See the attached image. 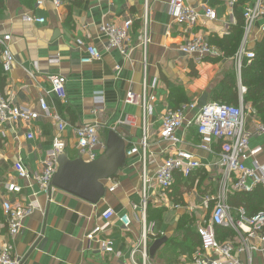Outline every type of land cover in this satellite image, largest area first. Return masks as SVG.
<instances>
[{
	"label": "crops",
	"instance_id": "crops-1",
	"mask_svg": "<svg viewBox=\"0 0 264 264\" xmlns=\"http://www.w3.org/2000/svg\"><path fill=\"white\" fill-rule=\"evenodd\" d=\"M37 1L4 0L0 9V37L10 36L8 45L14 58L9 72L4 73L0 66V89L13 104L38 113V118L31 122L0 125V242L9 240L2 200L8 199L17 206L38 192L34 180L16 176L14 163L19 159L30 174L40 172L53 138L59 135L65 144L61 153L84 167L88 181L95 177L100 160L117 156L119 161L112 160L111 174L97 181L102 189L100 193L94 192V185L86 183L90 192L86 197L58 188L50 192V201L45 194H37L40 209L24 219L23 230L13 238V255L18 264H140L141 247L139 251H133L144 229L147 264H190L195 249L192 252L184 248L183 232L178 229V223L186 216L194 223L191 228L196 233L197 224L208 220L209 216L205 217L201 211H208L211 202L203 209V201L206 197H215L220 186L222 170L217 164L220 144L212 143L210 151L201 149L194 126L187 124L193 113L187 112L183 127L176 131L181 142L170 146L158 135L163 114L182 100L198 104L213 102L214 94L223 90L227 75L235 70L237 104L241 100L246 107L245 130L253 132L262 123L250 103L243 101L244 92H239V84H242L240 78L238 80L234 57L226 58L220 54L196 60L183 55L179 46L195 36L210 43L212 38L229 35L238 19H243L244 8L253 6L256 0H237L232 6L220 0H185L200 14H203L204 6L216 13L214 20L201 16L191 28L174 22L169 9L171 0H60L59 6L51 0H41V4ZM146 11L149 43L142 49L139 41ZM26 14L42 17L44 22H27L23 19ZM125 19H131L132 25L125 44L127 55L123 56L116 49L105 50L106 38L99 27L103 23L119 24ZM262 25L264 16L255 20L246 35L244 47L247 50L253 51L264 37ZM243 39L244 28L240 46ZM88 45H94L101 57L83 64L80 59ZM51 75L65 78V101L50 91L48 76ZM128 92L145 93L155 99L144 114L140 105L124 102ZM98 93L102 96L100 103L94 100ZM39 98L44 99L50 113L65 123L61 132L40 110ZM127 116L133 118L132 125L122 123ZM83 124H96L98 136L104 143L103 147L95 148L96 156L92 160L78 154L75 147L74 130ZM143 127L148 135L144 165L148 176L176 149L189 151L207 164L187 178L180 176L182 183L168 192L148 183L144 221L140 205L143 189L141 152L127 155L132 147L138 146ZM110 130L117 135L113 146L115 156L106 148ZM28 133L32 138L26 137ZM248 146L261 150L254 158H248L245 165L252 166L253 160L264 163V132L253 134ZM203 174L206 176L200 181ZM186 181L189 182L186 184ZM6 182L19 185L20 193L7 194L4 191ZM232 193L245 192L230 190L228 195ZM175 204L179 207L174 208ZM107 208L114 212L107 226L91 239L87 238L95 226L105 224L102 213ZM230 208L231 216L235 218L237 208ZM121 214L128 215L129 228H124L119 221ZM167 217L173 220L164 227ZM159 238H165V241L150 255V245ZM101 241H110L112 251H104ZM249 243L255 245L256 241L249 239ZM238 257L242 264H247L248 258L249 264H264V248H254L247 256L240 253Z\"/></svg>",
	"mask_w": 264,
	"mask_h": 264
},
{
	"label": "built area",
	"instance_id": "built-area-1",
	"mask_svg": "<svg viewBox=\"0 0 264 264\" xmlns=\"http://www.w3.org/2000/svg\"><path fill=\"white\" fill-rule=\"evenodd\" d=\"M55 6L61 5L60 0H51ZM228 6H232L237 0H220ZM42 1H37L41 4ZM170 13L173 20L179 26L191 28L196 25L201 16L214 20L216 13L212 8L203 7V14L197 12L194 8L188 6L185 0H171ZM244 19V39L242 45L234 55L237 66L238 80L240 78V68L243 59L248 62L254 57V52L247 50L244 47V40L253 23L256 19L264 16L263 0H256L251 7H246L243 10ZM23 19L27 22L43 23L44 18L26 14ZM147 11L143 16V34L139 41L142 49H145L149 43L147 31ZM132 25L131 19H125L121 23H103L99 27L101 34L106 38L105 50L116 49L123 56L127 55L126 42L128 41V33ZM264 31V25L261 26ZM9 35L0 37V64L2 71L7 73L11 70L14 58L10 51L8 42ZM179 51L186 57L202 60L205 57L219 56V50L207 42L200 36H195L187 40L179 46ZM101 53L94 45H88L85 48V54L80 61L83 64H90L100 59ZM57 61V60H52ZM50 83V91L55 94L61 101L66 100L65 83L66 80L61 75L48 76ZM245 91L244 87L239 84V92L242 94ZM155 99V96H146L128 92L124 102L129 104H138L141 106L143 113L150 109V102ZM97 103L102 102L100 93L94 96ZM39 107L44 116L50 118L57 126L59 132L65 128V123L56 114L49 112V109L43 98H39ZM187 112H192L193 117L187 124L193 125L195 132L200 138L201 149L210 151V145L214 142L220 144V152L218 154V166L222 170V177L217 194L213 198H205L203 201V209L209 207V203L213 201L210 209L208 220H203L197 224L196 230L201 238V246L196 248L193 253L192 262L190 264H242L238 255L240 253L248 255L250 250L254 248H264V210L258 211L252 215H248L243 207L236 209V217L231 216V208L227 204V196L230 190L234 192H252L257 185H264V163H258L253 160L252 166H246L245 161L260 152V147L249 148V139L253 134L264 132L262 124L257 125L253 132H249L244 128L246 117V107L240 100L239 104L231 105L218 101L208 102L204 105H199L196 101L183 103L175 109L167 110L162 116V123L159 130V138L163 142L175 146L181 141L176 135V131L183 127L185 115ZM38 118V113L13 104L12 100L6 96L0 89V125L7 122H31ZM133 118L125 117L122 123L127 125L133 124ZM75 147L77 153L86 155L88 159L95 158L94 150L97 146L103 147L104 143L100 140L97 133L96 124H83L75 128ZM27 138H32V134L28 133ZM148 135L146 128L143 127L142 134L138 142V146L132 147L127 155H132L141 152L142 167V221L145 219V208L147 203V188L148 183L156 185L162 192H168L175 181V175L179 174L183 178L192 175L196 170L206 166L199 158L191 152L176 149L173 153L163 159L160 166L150 175H147L145 169V152L147 147ZM63 139L57 135L53 138L52 147L47 152L43 160V168L40 172L30 174L18 159L13 169L16 176L21 179L34 180L38 186V192L32 194L33 198L22 202L17 206H13L7 199H3L1 207L4 213L6 222V234L8 241L0 242V264H18L14 257L13 238L17 236L24 228V219L32 214L34 210L40 209V204L36 198L39 192L47 196L50 201V192L53 190L51 184L53 175L57 169L56 157L64 149ZM231 184V188L229 185ZM113 190V187L110 188ZM4 191L7 194H19L21 187L15 182H6ZM133 208L136 205H132ZM179 207L175 204L174 208ZM192 210L191 207H189ZM114 212L107 208L102 213V219L105 222L102 226H95L87 235L91 239L93 235L101 232L106 226L108 220L112 218ZM119 221L124 228H129L131 223L127 214L118 216ZM214 226H223L234 231L236 237L233 241L219 243L215 239ZM146 231L143 230L141 239L136 245L135 251L142 250V261L140 264H147V255L145 252ZM249 239L255 240L256 244L251 245ZM101 247L104 251H112L110 241H101ZM250 259H247L249 264Z\"/></svg>",
	"mask_w": 264,
	"mask_h": 264
},
{
	"label": "trees",
	"instance_id": "trees-1",
	"mask_svg": "<svg viewBox=\"0 0 264 264\" xmlns=\"http://www.w3.org/2000/svg\"><path fill=\"white\" fill-rule=\"evenodd\" d=\"M3 1L0 0V9L3 7ZM244 19H238L237 24L232 28L229 35L222 38H212L211 44L215 45L222 57L233 58L239 49L243 36ZM254 57L250 59H243L240 69V82L244 87L243 101L250 103L251 107L261 123L264 126V37L258 42L253 50ZM210 61V60H207ZM213 60L212 62H216ZM1 66V64H0ZM2 68V67H1ZM223 90L220 93H215L213 101H219L231 105H237V84L235 70H232L227 78L223 81ZM189 101L182 100L176 105L177 108L183 103ZM173 108V109H174ZM206 174L201 175L200 181L205 178ZM182 183L180 175H175V181L171 188L176 184L179 186ZM187 183V181H186ZM213 201L210 203V207ZM227 204L230 207H243L248 215H252L258 211L264 210V185H257L251 193H232L227 196ZM191 219L186 216L181 218L178 223V229L183 232L182 243L184 248L193 250L201 246V238L198 233L191 228L193 226ZM215 239L219 243L229 242L235 239L236 235L230 228L223 226H214Z\"/></svg>",
	"mask_w": 264,
	"mask_h": 264
},
{
	"label": "water",
	"instance_id": "water-1",
	"mask_svg": "<svg viewBox=\"0 0 264 264\" xmlns=\"http://www.w3.org/2000/svg\"><path fill=\"white\" fill-rule=\"evenodd\" d=\"M199 104L204 105L205 103L199 102ZM116 140V133L113 130H110L106 137V148L108 153L114 152L113 156L117 155L113 148ZM112 160L119 161V158L116 156L113 158L108 157V160H100L97 163L99 167L97 173L94 174L95 177H93V180L88 181L86 171L84 170V167L79 166V162H72L67 159L64 153H59L56 157L57 169L53 175L51 184L54 188L64 190L77 196L86 197L85 195L90 192L86 189L85 185L86 183H90L91 185H94V192L100 193L102 189L97 181L106 178L111 174L113 168V166H111ZM164 241L165 238L155 240L149 247V254L152 255Z\"/></svg>",
	"mask_w": 264,
	"mask_h": 264
},
{
	"label": "rangeland",
	"instance_id": "rangeland-1",
	"mask_svg": "<svg viewBox=\"0 0 264 264\" xmlns=\"http://www.w3.org/2000/svg\"><path fill=\"white\" fill-rule=\"evenodd\" d=\"M188 182H189V181H188ZM188 182H187V183H188ZM187 183H186V184H187ZM174 186H175V188H176V184H175ZM174 186H173V187H174ZM171 189H172V188H171ZM206 198H209V197H206ZM202 208H203V207H202ZM210 209H211V207H209V209H208L207 212H206V210L201 211V212H203L202 214H203V215L205 214L204 216L207 217V216H209L208 214L210 213ZM205 212H206V213H205ZM206 214H207V215H206ZM172 220H173V219H170L169 217H167L166 220H165V222H164V227H166V226H168V224L172 223Z\"/></svg>",
	"mask_w": 264,
	"mask_h": 264
}]
</instances>
